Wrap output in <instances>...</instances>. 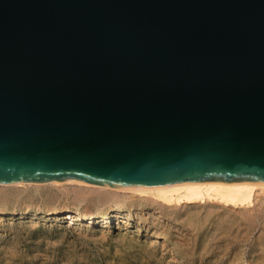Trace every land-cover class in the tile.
I'll return each instance as SVG.
<instances>
[{"label":"water","instance_id":"water-1","mask_svg":"<svg viewBox=\"0 0 264 264\" xmlns=\"http://www.w3.org/2000/svg\"><path fill=\"white\" fill-rule=\"evenodd\" d=\"M264 183V0H0V184Z\"/></svg>","mask_w":264,"mask_h":264},{"label":"rangeland","instance_id":"rangeland-1","mask_svg":"<svg viewBox=\"0 0 264 264\" xmlns=\"http://www.w3.org/2000/svg\"><path fill=\"white\" fill-rule=\"evenodd\" d=\"M71 187H43L41 191L23 187L9 190L10 194L8 190L0 192V211L9 212L0 215V264H264V193H258L252 205L229 208L207 201L173 204L165 209L139 195L129 196L124 205L100 207L89 200L70 202L79 192ZM64 209L89 210L95 215L121 211L126 217L115 216L108 227H102L86 219L70 223L65 215L56 219L54 213L46 214ZM22 211L26 215L20 218ZM32 212H38V218L32 219ZM186 217H190L189 222Z\"/></svg>","mask_w":264,"mask_h":264},{"label":"bare ground","instance_id":"bare-ground-1","mask_svg":"<svg viewBox=\"0 0 264 264\" xmlns=\"http://www.w3.org/2000/svg\"><path fill=\"white\" fill-rule=\"evenodd\" d=\"M52 186H56L58 188H64V189H70L69 187L72 186L71 188H73V190L78 189L79 192H75V194L72 195L71 200H73V201H70V199H69L70 202H82L84 200H89V201H91L92 204L97 205V206H100V205H108V204H111V203H115L116 205H121V204L124 205L125 203L128 202L127 199L129 198V196L133 197V196L139 195L140 198H143L145 200L146 199L147 200L148 199L153 200V202L157 203L158 206H160L161 208H165V209L166 208H170L171 206H173V204H186V205L187 204H192V205H198V204H201V203L203 204L204 202H207V201H212V202H215L216 204L222 205V206H228V208H229V206H233V207H236V206H247V205H252L253 204V201H254V199H255V197L257 196L258 193L259 194L260 193H264V183L253 182V181H241V182H226V181H185V182H177V183H171V184H166V185H158V186H150V187L119 188V187H110V186H103V185H97V184L87 183V182H83V181L75 180V179H70V180H66V181H51V182H43V183L42 182L41 183L17 182V183H13V184H0V192L5 193L6 190H8L7 193H9V190H12V189H15V188H23V187H26V188L27 187H32V189L35 188V189H39V190H40V188H43V187H51V189H52ZM15 191H17V190H15ZM28 191H29V189H28ZM33 191H31V194H32ZM57 191H58V189H57ZM85 193H87V194L91 193L93 195L91 197H88V195H86ZM16 195L17 194H14V197ZM28 195H29V193H28ZM67 195H68V193H67ZM59 197H60V195H59ZM45 198H46V195H45L44 199ZM44 199H43V201H44ZM53 199H54V197H53ZM53 199H52V201H53ZM56 199H54V201ZM5 200H7V199H5ZM62 200H63V198H62ZM9 201L11 202V200H9ZM47 202H48V200H47ZM0 203H2V201ZM45 203H46V200H45ZM132 203H133L132 201L129 202V204H132ZM49 204H48V206H49ZM56 204H57V201H56ZM65 204H64V206H65ZM17 205L19 206V204H17ZM27 205H29V204H27ZM33 205H35V204H33ZM75 205H79V204L77 203ZM80 205H82V203ZM51 207H53V209H54V206H51ZM51 207H48V208H51ZM84 208H86V207H84ZM87 209H90V208H87ZM207 209L208 208H206L205 210H207ZM210 209H212V208L210 207ZM250 209H252V208H250ZM24 211H22V212L19 213L20 214L19 215L20 218L25 217L26 212H24ZM224 211L226 212V210H224ZM167 212H168V210H167ZM262 212H264V211H262ZM6 213H9V212H6L5 210L4 211H0V215L6 214ZM51 213H54V218H56V219H59L61 215H65L64 217L65 218H68V220L70 221V223H74L75 221H79V220H82V219H86L89 223H97V224L102 225V227H108L109 224L111 223L112 218L115 217V216L118 217V218H121V219L124 218V217H126V213L121 212V211H107V212L103 213L102 215H95L94 214L95 212L93 213V212H90L89 210L88 211H82V210L64 209V210H55L53 212L46 211V214H51ZM156 213L158 214V212H156ZM227 215H225V217H228ZM234 215H235V213H234ZM251 215H253V214H251ZM38 216H39V213L38 212H32V213H30V217L32 219L38 218ZM159 217H161V216H159ZM182 217H184V216H182ZM249 217H251V216L249 215ZM222 218H224V216ZM188 219H190V217L187 218V221H188ZM191 221H192V219H191ZM223 223H224V221H223ZM229 223H230V221H229ZM218 224H219V222H218ZM257 226H258V224H257ZM219 228H222V227H219ZM237 241H238V239H237Z\"/></svg>","mask_w":264,"mask_h":264}]
</instances>
